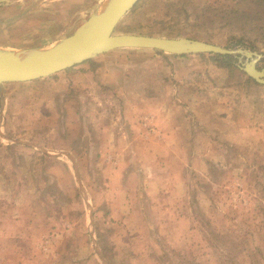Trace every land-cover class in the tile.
<instances>
[{
  "label": "rangeland",
  "instance_id": "1",
  "mask_svg": "<svg viewBox=\"0 0 264 264\" xmlns=\"http://www.w3.org/2000/svg\"><path fill=\"white\" fill-rule=\"evenodd\" d=\"M99 1L2 2L0 45H46ZM114 33L264 66V0H138ZM235 61L118 48L6 83L0 264H264V84Z\"/></svg>",
  "mask_w": 264,
  "mask_h": 264
},
{
  "label": "water",
  "instance_id": "2",
  "mask_svg": "<svg viewBox=\"0 0 264 264\" xmlns=\"http://www.w3.org/2000/svg\"><path fill=\"white\" fill-rule=\"evenodd\" d=\"M10 0H0V3ZM138 0H100L88 17L66 36L46 45L5 47L0 45V117L6 101L5 84L51 76L88 59L118 48H146L166 54L210 53L231 55L235 65L257 83L264 84L262 54L244 46L224 47L190 37L114 33L119 20ZM52 47H48L51 44Z\"/></svg>",
  "mask_w": 264,
  "mask_h": 264
},
{
  "label": "crops",
  "instance_id": "3",
  "mask_svg": "<svg viewBox=\"0 0 264 264\" xmlns=\"http://www.w3.org/2000/svg\"><path fill=\"white\" fill-rule=\"evenodd\" d=\"M5 47H8V46H5ZM12 47H27V46H18V45H14V46H12ZM100 56V55H99ZM81 64V63H80ZM78 65V66H77ZM77 65H75V66H73V67H70V68H74V69H76L77 70V68L79 67V66H81V65H79V64H77ZM85 67V66H84ZM81 68V67H80ZM87 68V67H86ZM69 68H67V69H65V70H68ZM76 71H74V73H75ZM85 75L87 76V74L85 73Z\"/></svg>",
  "mask_w": 264,
  "mask_h": 264
},
{
  "label": "trees",
  "instance_id": "4",
  "mask_svg": "<svg viewBox=\"0 0 264 264\" xmlns=\"http://www.w3.org/2000/svg\"><path fill=\"white\" fill-rule=\"evenodd\" d=\"M218 56H221L222 58H224V59H231V58H233V56H231V55H219L218 54ZM88 60H90V59H88ZM88 60H86V61H88ZM85 62V61H84Z\"/></svg>",
  "mask_w": 264,
  "mask_h": 264
},
{
  "label": "bare ground",
  "instance_id": "5",
  "mask_svg": "<svg viewBox=\"0 0 264 264\" xmlns=\"http://www.w3.org/2000/svg\"><path fill=\"white\" fill-rule=\"evenodd\" d=\"M54 45V43L53 44H51L50 46H48V47H52Z\"/></svg>",
  "mask_w": 264,
  "mask_h": 264
}]
</instances>
